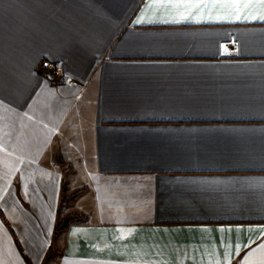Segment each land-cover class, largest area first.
<instances>
[{
	"label": "crops",
	"instance_id": "obj_1",
	"mask_svg": "<svg viewBox=\"0 0 264 264\" xmlns=\"http://www.w3.org/2000/svg\"><path fill=\"white\" fill-rule=\"evenodd\" d=\"M147 2L0 0L3 264H242L264 244V20L135 23ZM63 180L86 193L62 201ZM69 215L87 222L55 237Z\"/></svg>",
	"mask_w": 264,
	"mask_h": 264
},
{
	"label": "snow or ice",
	"instance_id": "obj_2",
	"mask_svg": "<svg viewBox=\"0 0 264 264\" xmlns=\"http://www.w3.org/2000/svg\"><path fill=\"white\" fill-rule=\"evenodd\" d=\"M149 12L153 15L160 14L164 17H170L171 22L174 23L185 20H193L196 22L203 20H264V0H148L144 4V9L141 11L135 23L152 22L151 20L145 21L144 19ZM163 22H169V20L165 19ZM0 150H3L2 145H0ZM249 231L256 230L249 229ZM258 231L264 236V227L258 229ZM258 252H264V244L258 245L256 249L249 252L244 257L242 264H247V261ZM208 255V264H221L218 257L213 261V254ZM224 261L225 264H230L229 253L227 251L224 255ZM261 264H264V260H261Z\"/></svg>",
	"mask_w": 264,
	"mask_h": 264
},
{
	"label": "rangeland",
	"instance_id": "obj_3",
	"mask_svg": "<svg viewBox=\"0 0 264 264\" xmlns=\"http://www.w3.org/2000/svg\"><path fill=\"white\" fill-rule=\"evenodd\" d=\"M13 168H14L13 165L10 164V169H8V167L6 168L8 173L6 174L0 173V210H2L5 214L8 211V209H10V207L13 208L15 199L20 200V192L15 189L19 183V176L12 173ZM73 191L75 190H71V192ZM7 226L8 224L5 225L0 220V264H3V261L1 260L6 258L5 251L8 253L9 250L8 247H12L9 237L10 233L8 231ZM57 260H58L57 254H55L54 252H49L45 256L44 260L32 264H55V263L57 264Z\"/></svg>",
	"mask_w": 264,
	"mask_h": 264
},
{
	"label": "trees",
	"instance_id": "obj_4",
	"mask_svg": "<svg viewBox=\"0 0 264 264\" xmlns=\"http://www.w3.org/2000/svg\"><path fill=\"white\" fill-rule=\"evenodd\" d=\"M87 191L86 188L81 189L79 191H76L70 195H67V189H66V183L63 180L62 182V187H61V199L64 202H73L77 200L80 196L85 194ZM0 218L2 219L3 222H5V218L3 213L0 211ZM87 222V217L85 216H79V215H69L62 221H60L55 230H54V236L57 237L60 233L67 231L71 225L73 224H82ZM12 235L14 238H16V235L12 229H10Z\"/></svg>",
	"mask_w": 264,
	"mask_h": 264
}]
</instances>
